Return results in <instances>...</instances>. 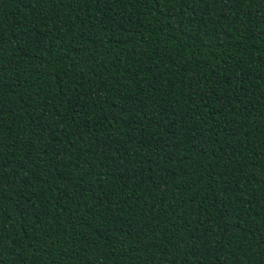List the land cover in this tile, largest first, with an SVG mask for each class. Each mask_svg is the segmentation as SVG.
Wrapping results in <instances>:
<instances>
[{
  "label": "trees",
  "instance_id": "1",
  "mask_svg": "<svg viewBox=\"0 0 264 264\" xmlns=\"http://www.w3.org/2000/svg\"><path fill=\"white\" fill-rule=\"evenodd\" d=\"M0 264H264V0H0Z\"/></svg>",
  "mask_w": 264,
  "mask_h": 264
}]
</instances>
